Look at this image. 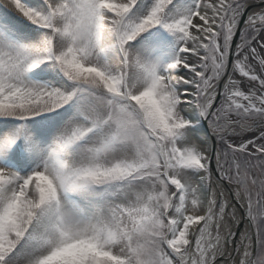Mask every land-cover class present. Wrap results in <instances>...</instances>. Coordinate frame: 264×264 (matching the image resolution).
Wrapping results in <instances>:
<instances>
[{
  "label": "snow or ice",
  "instance_id": "obj_1",
  "mask_svg": "<svg viewBox=\"0 0 264 264\" xmlns=\"http://www.w3.org/2000/svg\"><path fill=\"white\" fill-rule=\"evenodd\" d=\"M261 32L264 0H0V264H264Z\"/></svg>",
  "mask_w": 264,
  "mask_h": 264
},
{
  "label": "rangeland",
  "instance_id": "obj_2",
  "mask_svg": "<svg viewBox=\"0 0 264 264\" xmlns=\"http://www.w3.org/2000/svg\"><path fill=\"white\" fill-rule=\"evenodd\" d=\"M260 36L261 37H264V32H262L261 34H260ZM237 79H241V81H242V90H244V91H247V87H248V85H247V81H245L242 77H240L239 75H237V77H236ZM251 137V134H246V136H245V138H250ZM262 210H264V203H261V205H260V208L259 209H257V208H254V211H262Z\"/></svg>",
  "mask_w": 264,
  "mask_h": 264
},
{
  "label": "bare ground",
  "instance_id": "obj_3",
  "mask_svg": "<svg viewBox=\"0 0 264 264\" xmlns=\"http://www.w3.org/2000/svg\"><path fill=\"white\" fill-rule=\"evenodd\" d=\"M213 180H215V178H213ZM225 194H226V191H225ZM226 196H227V194H226ZM198 214H203V209H201L199 212H198ZM238 215H239V213H237V217H238ZM246 227V226H245ZM245 227H244V230H245ZM225 230H227V229H225V228H222V231L223 232H225ZM243 230V231H244ZM249 231V230H248ZM229 249V248H228Z\"/></svg>",
  "mask_w": 264,
  "mask_h": 264
}]
</instances>
